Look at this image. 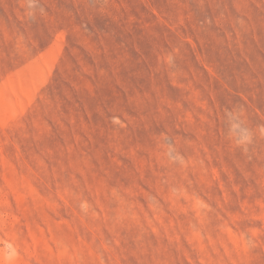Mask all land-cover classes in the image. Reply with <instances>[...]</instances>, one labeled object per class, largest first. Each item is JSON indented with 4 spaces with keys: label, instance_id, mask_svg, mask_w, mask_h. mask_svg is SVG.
<instances>
[{
    "label": "rangeland",
    "instance_id": "1",
    "mask_svg": "<svg viewBox=\"0 0 264 264\" xmlns=\"http://www.w3.org/2000/svg\"><path fill=\"white\" fill-rule=\"evenodd\" d=\"M0 264H264V0H0Z\"/></svg>",
    "mask_w": 264,
    "mask_h": 264
}]
</instances>
